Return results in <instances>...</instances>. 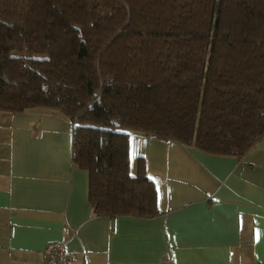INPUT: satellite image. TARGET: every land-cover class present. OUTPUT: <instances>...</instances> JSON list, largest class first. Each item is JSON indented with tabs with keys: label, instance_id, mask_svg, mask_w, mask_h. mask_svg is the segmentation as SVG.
Here are the masks:
<instances>
[{
	"label": "trees",
	"instance_id": "16d2710c",
	"mask_svg": "<svg viewBox=\"0 0 264 264\" xmlns=\"http://www.w3.org/2000/svg\"><path fill=\"white\" fill-rule=\"evenodd\" d=\"M56 111L96 215L157 214L131 133L243 157L264 138V0H0V111Z\"/></svg>",
	"mask_w": 264,
	"mask_h": 264
},
{
	"label": "crops",
	"instance_id": "0c3cea01",
	"mask_svg": "<svg viewBox=\"0 0 264 264\" xmlns=\"http://www.w3.org/2000/svg\"><path fill=\"white\" fill-rule=\"evenodd\" d=\"M263 140L235 158L131 133L128 170L142 158L157 214L105 216L72 165L70 121L0 111V264H42L59 240L71 264H264Z\"/></svg>",
	"mask_w": 264,
	"mask_h": 264
},
{
	"label": "built area",
	"instance_id": "2783aa9c",
	"mask_svg": "<svg viewBox=\"0 0 264 264\" xmlns=\"http://www.w3.org/2000/svg\"><path fill=\"white\" fill-rule=\"evenodd\" d=\"M42 264H71L66 242L59 240L47 244L42 252Z\"/></svg>",
	"mask_w": 264,
	"mask_h": 264
},
{
	"label": "rangeland",
	"instance_id": "374dc122",
	"mask_svg": "<svg viewBox=\"0 0 264 264\" xmlns=\"http://www.w3.org/2000/svg\"><path fill=\"white\" fill-rule=\"evenodd\" d=\"M259 148H257V149H261V148H263L264 147V140L261 142V144H260V146H258ZM129 159V158H128ZM129 162V161H128ZM129 167V169H130V171H131V167H132V160H130V162H129V165H128ZM132 172V171H131Z\"/></svg>",
	"mask_w": 264,
	"mask_h": 264
}]
</instances>
